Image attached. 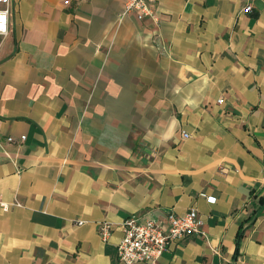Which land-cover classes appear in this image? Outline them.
Segmentation results:
<instances>
[{
  "label": "crops",
  "instance_id": "1",
  "mask_svg": "<svg viewBox=\"0 0 264 264\" xmlns=\"http://www.w3.org/2000/svg\"><path fill=\"white\" fill-rule=\"evenodd\" d=\"M123 4L11 0L0 264H122L126 219L190 209L199 234L157 264H264V0Z\"/></svg>",
  "mask_w": 264,
  "mask_h": 264
},
{
  "label": "built area",
  "instance_id": "2",
  "mask_svg": "<svg viewBox=\"0 0 264 264\" xmlns=\"http://www.w3.org/2000/svg\"><path fill=\"white\" fill-rule=\"evenodd\" d=\"M156 0H124L121 17L134 16L139 21L153 18L152 4ZM11 0H0V36L7 35L9 31ZM244 13H250L251 7L247 5ZM219 103L221 100L218 101ZM184 138L188 135L183 133ZM22 136L20 141H24ZM13 142L12 138L7 139ZM4 210L7 204H1ZM201 220L195 209H190L186 214L177 216L168 214L164 221H140L128 218L121 225L122 238L117 245V258L122 264H157L162 254L171 246L184 238L198 235ZM99 236L106 242L111 235L112 225L100 223L97 225Z\"/></svg>",
  "mask_w": 264,
  "mask_h": 264
},
{
  "label": "trees",
  "instance_id": "3",
  "mask_svg": "<svg viewBox=\"0 0 264 264\" xmlns=\"http://www.w3.org/2000/svg\"><path fill=\"white\" fill-rule=\"evenodd\" d=\"M259 201H260V206L262 207V203H264V199L262 198V199H260ZM261 211H262V210L259 208V210H257V212H255V214H254V219L251 220V221H248V220H247L246 223H247L249 226H250V225H253V224L255 223V221H256V217L260 215ZM244 228H245L244 226H241V227H240V233L243 232ZM241 236H242V234H239V237H238L239 240H240Z\"/></svg>",
  "mask_w": 264,
  "mask_h": 264
}]
</instances>
